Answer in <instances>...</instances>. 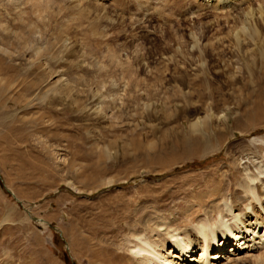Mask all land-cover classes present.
<instances>
[{
    "label": "rangeland",
    "instance_id": "rangeland-1",
    "mask_svg": "<svg viewBox=\"0 0 264 264\" xmlns=\"http://www.w3.org/2000/svg\"><path fill=\"white\" fill-rule=\"evenodd\" d=\"M175 1L195 10L202 0H0V264H67L65 257L74 264L137 263L122 244L116 254L102 250L73 205L89 216L86 201L127 199L142 185L207 163L224 168V148L206 161L172 167L145 158L158 148L169 154L168 140L195 117L188 111L176 117L166 99L169 78L197 63V53L180 42L191 30L225 43L230 36L211 2L191 26ZM259 1L238 0L235 7L249 3L256 10ZM216 19L221 24L211 23ZM234 81L242 89L235 87L230 99L240 104L237 111L264 92V76ZM263 137L260 129L245 138L264 144ZM21 150L26 163L16 155ZM189 200L175 199V210ZM152 227L146 231L154 236ZM252 244L218 264H263L264 255L255 260L262 250Z\"/></svg>",
    "mask_w": 264,
    "mask_h": 264
},
{
    "label": "bare ground",
    "instance_id": "bare-ground-1",
    "mask_svg": "<svg viewBox=\"0 0 264 264\" xmlns=\"http://www.w3.org/2000/svg\"><path fill=\"white\" fill-rule=\"evenodd\" d=\"M237 1L202 0L195 10L189 4L187 7L177 5L179 1L173 4L178 12H184L181 20L195 26L202 21L201 6L211 2L217 12L214 17H224L222 27L227 24L230 36L225 43L222 38H208L204 32L191 30L188 40L180 42L185 46L188 42L190 54L197 53V63L195 68H190L193 72L184 69L179 71L180 76L169 78L173 83L166 99L177 109L176 117L187 111L195 117L168 140L169 154L158 148L154 154L145 156L161 167H172L179 161H206L224 148V168L219 162L207 163L200 171L142 185L134 193L136 196L128 195L127 199L120 196L114 201H86L82 205H88L89 216L78 212L79 203L73 205L81 226L89 227L91 238L97 240L105 252L110 249V253L116 254L122 244L137 257L134 264H218L221 259L240 256L250 242L255 249L263 251L264 144L245 137L264 129V92L255 96L254 101L242 102L245 106H241L240 111H237L240 104L230 103V99L235 94L234 88L239 87L234 83L236 78L264 76V0L259 1L256 10L249 3L244 8H236ZM211 23L221 24V21L216 19ZM221 77L228 79L220 84ZM11 87L9 83V89ZM0 92L3 95L4 90ZM200 112L205 114L201 118L197 116ZM9 129L17 130L14 125H9ZM235 133L240 134L241 139L235 137L237 140L231 141L230 136ZM21 151L16 155L21 163H26L24 150ZM113 182L110 179L104 184ZM186 196L190 198L188 204L175 210L177 201L174 200ZM149 226H153L154 236L146 231ZM137 227L140 232L136 231ZM120 235H124V241L115 242ZM167 243L172 250H164ZM262 251L256 256L258 262L264 255Z\"/></svg>",
    "mask_w": 264,
    "mask_h": 264
},
{
    "label": "trees",
    "instance_id": "trees-1",
    "mask_svg": "<svg viewBox=\"0 0 264 264\" xmlns=\"http://www.w3.org/2000/svg\"><path fill=\"white\" fill-rule=\"evenodd\" d=\"M64 260H65V262L67 263V264H74L72 261L70 262V260L68 259V258H64Z\"/></svg>",
    "mask_w": 264,
    "mask_h": 264
}]
</instances>
